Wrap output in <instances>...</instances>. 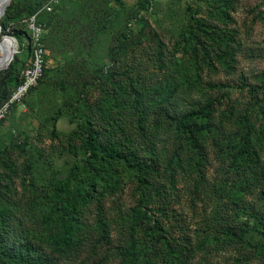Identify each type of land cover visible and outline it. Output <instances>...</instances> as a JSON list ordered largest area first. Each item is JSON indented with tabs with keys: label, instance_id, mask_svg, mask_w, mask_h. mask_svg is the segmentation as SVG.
Returning <instances> with one entry per match:
<instances>
[{
	"label": "rangeland",
	"instance_id": "1",
	"mask_svg": "<svg viewBox=\"0 0 264 264\" xmlns=\"http://www.w3.org/2000/svg\"><path fill=\"white\" fill-rule=\"evenodd\" d=\"M35 2L0 18L1 70L34 14L46 49L0 120V264H264V0ZM208 100L196 148L176 119Z\"/></svg>",
	"mask_w": 264,
	"mask_h": 264
},
{
	"label": "trees",
	"instance_id": "2",
	"mask_svg": "<svg viewBox=\"0 0 264 264\" xmlns=\"http://www.w3.org/2000/svg\"><path fill=\"white\" fill-rule=\"evenodd\" d=\"M39 1L40 0H36L34 6L32 4H30L29 9H28L29 13H32L36 10V7L39 4ZM10 8H11V5H8L4 15H7L9 13ZM0 24H1V26H3V23L1 22V20H0ZM44 39H45V36H44ZM30 52H31V46L29 45L28 57H27L26 61L24 62L22 71L28 62ZM21 75H22V72H21V74H19V76L13 74V64H11L5 70H0V103L2 101H4L10 95L12 88L19 83V81L22 78ZM172 93H173V91L171 92V94ZM212 106H213V100H208V102L203 107H201L199 109L189 110L184 115H182L181 117L176 119V125H177L178 129L180 131H182L183 133L185 132V133L192 136V138H193L192 143L194 144V146L196 148L199 147V143L196 140V136H197L196 132L199 128L198 124L196 122V118L199 115L207 117L211 113ZM95 141H96V137L94 135L88 134L84 139L83 146L85 147L86 151L90 152V155H94L98 151H102V157L106 158L108 154L105 152L104 148L101 145L95 144ZM70 144H71V141H70ZM79 166H80V164L77 163L74 167L78 168ZM138 167L141 169L140 166H138ZM70 173L73 175V173H74L73 168L70 170ZM66 185H67V182L65 180H63L60 182L59 185H57V187L60 190H64ZM259 219H260V217H259ZM69 233H70V231L68 229H66V234H69ZM131 234L134 235L133 232H131ZM226 234L237 236V237H243L245 234V229H243V228H239L237 230L236 229H229L226 231ZM157 235L160 238V240L166 241V244L168 246V251L173 252V246L171 243L167 242L166 236L164 234H160V233H158ZM131 244H132L131 248H129L125 251V256L131 257L132 259H134L136 261L138 258L137 242L135 240H132ZM10 255L15 256L16 253L11 252ZM38 264H40V263H38Z\"/></svg>",
	"mask_w": 264,
	"mask_h": 264
},
{
	"label": "built area",
	"instance_id": "3",
	"mask_svg": "<svg viewBox=\"0 0 264 264\" xmlns=\"http://www.w3.org/2000/svg\"><path fill=\"white\" fill-rule=\"evenodd\" d=\"M51 10L52 5L46 4ZM30 29L31 52L22 71V78L11 90L10 95L0 103V120L5 119L15 104H20L30 90L37 85L44 73L46 49L44 45V27L34 14L27 21Z\"/></svg>",
	"mask_w": 264,
	"mask_h": 264
},
{
	"label": "bare ground",
	"instance_id": "4",
	"mask_svg": "<svg viewBox=\"0 0 264 264\" xmlns=\"http://www.w3.org/2000/svg\"><path fill=\"white\" fill-rule=\"evenodd\" d=\"M9 0H0V13L2 9L7 5ZM11 1V0H10ZM3 34V33H2ZM0 31V70L8 65V56L10 51L17 49V41L10 35H2Z\"/></svg>",
	"mask_w": 264,
	"mask_h": 264
},
{
	"label": "water",
	"instance_id": "5",
	"mask_svg": "<svg viewBox=\"0 0 264 264\" xmlns=\"http://www.w3.org/2000/svg\"><path fill=\"white\" fill-rule=\"evenodd\" d=\"M12 1V0H11ZM11 1L9 0L8 1V3H7V5H5V7L2 9V11H1V13H0V18L5 14V12H6V8H7V6L11 3ZM1 29H2V26H1V24H0V31H1ZM14 52H15V50H12V51H10V54H9V56H8V65H9V63H11V61H12V59H13V57H14ZM7 65V66H8ZM6 66V67H7Z\"/></svg>",
	"mask_w": 264,
	"mask_h": 264
}]
</instances>
